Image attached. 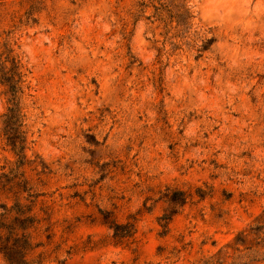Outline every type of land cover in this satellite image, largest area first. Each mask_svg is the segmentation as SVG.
<instances>
[{
	"label": "rangeland",
	"instance_id": "rangeland-1",
	"mask_svg": "<svg viewBox=\"0 0 264 264\" xmlns=\"http://www.w3.org/2000/svg\"><path fill=\"white\" fill-rule=\"evenodd\" d=\"M3 243L264 264V0H0Z\"/></svg>",
	"mask_w": 264,
	"mask_h": 264
},
{
	"label": "trees",
	"instance_id": "trees-1",
	"mask_svg": "<svg viewBox=\"0 0 264 264\" xmlns=\"http://www.w3.org/2000/svg\"><path fill=\"white\" fill-rule=\"evenodd\" d=\"M2 249H3V253L6 259L8 260L9 264H13V261H12L13 257L15 256L16 252H18L17 247L12 246L11 244H8V243H3ZM16 264H19V263H16Z\"/></svg>",
	"mask_w": 264,
	"mask_h": 264
}]
</instances>
